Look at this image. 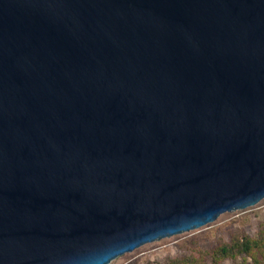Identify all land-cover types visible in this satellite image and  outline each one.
<instances>
[{
    "label": "water",
    "instance_id": "1",
    "mask_svg": "<svg viewBox=\"0 0 264 264\" xmlns=\"http://www.w3.org/2000/svg\"><path fill=\"white\" fill-rule=\"evenodd\" d=\"M264 200V0H0V264H110Z\"/></svg>",
    "mask_w": 264,
    "mask_h": 264
},
{
    "label": "rangeland",
    "instance_id": "2",
    "mask_svg": "<svg viewBox=\"0 0 264 264\" xmlns=\"http://www.w3.org/2000/svg\"><path fill=\"white\" fill-rule=\"evenodd\" d=\"M264 229V200L243 211L226 213L217 221L199 230L166 238L142 246L110 264H178L197 260L199 264H213V252L222 245H230L243 238L257 239ZM245 263L242 257L227 259L222 264Z\"/></svg>",
    "mask_w": 264,
    "mask_h": 264
},
{
    "label": "trees",
    "instance_id": "3",
    "mask_svg": "<svg viewBox=\"0 0 264 264\" xmlns=\"http://www.w3.org/2000/svg\"><path fill=\"white\" fill-rule=\"evenodd\" d=\"M242 257L245 263L264 264V229L259 238H243L230 245L218 247L212 255L213 264H222L227 259ZM178 264H199L197 260L180 261Z\"/></svg>",
    "mask_w": 264,
    "mask_h": 264
}]
</instances>
